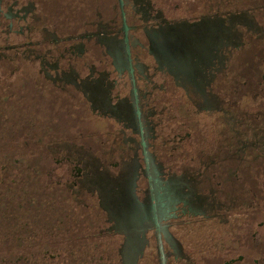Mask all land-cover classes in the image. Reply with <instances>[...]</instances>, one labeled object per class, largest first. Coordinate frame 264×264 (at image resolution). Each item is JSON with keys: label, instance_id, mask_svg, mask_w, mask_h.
Returning a JSON list of instances; mask_svg holds the SVG:
<instances>
[{"label": "flooded vegetation", "instance_id": "flooded-vegetation-1", "mask_svg": "<svg viewBox=\"0 0 264 264\" xmlns=\"http://www.w3.org/2000/svg\"><path fill=\"white\" fill-rule=\"evenodd\" d=\"M100 1L97 6H86L85 16L94 21H85L83 34L74 36L81 23L76 19V13H81L78 7H73L70 20L48 21L43 12L46 0H0V55L42 67L54 61L56 75L66 77L65 90L81 85L103 106L109 123L118 119L123 131L130 133L128 149L122 154L124 171L102 180L103 193L98 195L106 214L104 236L116 244L122 264H264V220L257 222L249 210H235L232 218L218 219L215 211L223 209L224 198L209 192L211 179L204 178V172L198 178L193 172L167 169L157 154L152 103L154 94L164 90H155L151 76L143 72L164 65L168 73L193 82L199 90L206 80L212 81L213 75L205 68L213 59L210 47L216 27L202 17V0ZM61 23L66 30H61ZM32 35L60 37L49 41L53 50L41 55L47 39L35 43L30 41ZM78 41L83 54L96 56L92 59L98 69L94 81H73L79 62L85 71L96 65L80 59L72 45ZM110 134L120 146L123 134ZM76 169L81 176L82 169ZM212 221L233 230L227 237L202 235L197 256L180 234Z\"/></svg>", "mask_w": 264, "mask_h": 264}, {"label": "rangeland", "instance_id": "rangeland-1", "mask_svg": "<svg viewBox=\"0 0 264 264\" xmlns=\"http://www.w3.org/2000/svg\"><path fill=\"white\" fill-rule=\"evenodd\" d=\"M77 1L46 0L47 8L44 7L43 12L48 21L59 17L57 19L64 22L70 20L69 14L72 13L73 7H78L81 13L78 15L76 13V19L81 23L74 36H80L84 32L85 21H94L85 16L86 6L91 7L92 4L97 6L101 1L90 0L88 3ZM260 7L264 8V0H202V17L208 18L212 27H216L215 38L211 43H214V46L210 47L213 49V59L205 68L213 78L211 84L208 80L202 84V95L201 90L194 86L193 82L181 79L176 73H168L164 65L159 69L154 66L143 72L151 76L150 81H153L155 90H164V93L154 94L155 104L152 103L156 124L154 135L158 136L157 154L160 155L161 164L177 172H193L198 178H201L204 172L203 177L211 179L209 192L224 198L223 209L219 210V213L215 211L217 218L223 221L232 218L231 214L235 210L252 211L254 220L257 222L264 220V163L258 160L256 166L249 162L250 158H245L244 162L238 163L239 168L234 170L235 159H232L233 163H226L223 161V155L219 153L202 156V125L211 122L210 119H218L217 112L220 106H225L228 112L232 107H238L251 80H256V85L259 86L264 80V64L259 66L256 75H253L255 77L248 74V78L243 82L235 76L239 68L243 69L241 64L246 63L253 67L252 54L248 50L254 37L257 34H264V11H260ZM230 15L235 17L227 18ZM221 18L227 19L225 21ZM61 24V30H66L65 24ZM58 37L60 35L44 37L32 35L30 41L36 43L42 38L47 39L48 44L40 52L44 55L50 48L52 50L54 48L49 41ZM80 44V41L72 44L74 50H79L80 59L86 60L88 65L96 64L97 62L92 61L96 56L92 57L90 54L88 57L87 54H83ZM148 46L149 42L146 41V47ZM87 49L88 45L85 46L86 53ZM6 56L0 55V115L6 116L2 118L8 131H2L8 133L5 139L14 146L19 142L39 144L32 149L38 152L36 154L31 155L30 150L19 151L26 161L32 156H40L39 151H47L45 154L52 162L55 189L58 192L69 189L73 202L77 204L75 210L86 217L84 219L74 212L70 219L72 222L70 224L74 226L73 233L66 224L65 213L59 216L58 224L67 229L66 239L88 236L89 241L83 245L88 251L96 257L105 258L107 264H122L115 251L116 244L109 243L104 236L106 214L99 204L98 195L103 193L102 180L124 171L125 156L122 154H126L128 149L127 138L130 133L123 131L124 124L118 119L109 123L103 106L81 85L73 90H65L66 77L56 75L54 61H49V66L42 67L37 64L31 65L23 58L11 59ZM78 64L76 68L79 72L73 78L74 82L82 83L86 79L94 81L97 78V64L86 71L81 70V62ZM205 66H202V73ZM241 72L244 73V70ZM49 79L54 81L47 82ZM207 83L211 87L214 85L213 90L217 92L215 93L217 96L209 93ZM123 84L122 81L120 86ZM261 88H264V85ZM215 97L218 98L217 102ZM110 133L123 134L119 139L120 146H116V137ZM206 143L205 146H212L209 141ZM207 162L214 165L211 173L204 168ZM116 164L118 165L114 166ZM77 166L82 169L81 176H77ZM233 218L237 219L235 216ZM195 221L194 219L191 223L194 224ZM200 224L180 234L181 240L190 246L197 256L202 250L199 247L202 235L227 237L233 230V227L219 225L216 221L207 222L202 226ZM238 235H243V232H239ZM63 252H67L66 249H52L51 254L59 255L62 259L47 261L45 264H72Z\"/></svg>", "mask_w": 264, "mask_h": 264}, {"label": "trees", "instance_id": "trees-1", "mask_svg": "<svg viewBox=\"0 0 264 264\" xmlns=\"http://www.w3.org/2000/svg\"><path fill=\"white\" fill-rule=\"evenodd\" d=\"M260 11H264V8L260 7ZM252 45L248 52L252 54L253 67L243 63L241 64L243 69H237L238 75H235L242 82L248 78V74L256 75L259 66L264 64V34H257L252 40ZM262 85L264 80L260 86L256 85V80H251L238 107H232L228 112L225 106H220L217 112L218 119H210L211 122L202 125V156L219 153L223 155V161L226 163H233L232 159H235L234 170L239 168L238 163L244 162L245 158H250L249 162L256 166L258 160L264 163ZM208 86L209 93L217 96L215 95L217 92L213 90L214 85ZM217 99L215 97L216 102ZM2 118H6L5 114L0 115V126H3L0 127V264L54 262L61 257L51 254V251L61 248L66 249L67 252L63 253L72 264H107L105 258L96 257L83 246L90 237L77 236L73 240L66 239L67 229L58 224L59 216L65 213L66 224L75 233L70 219L74 212L79 214L75 210L77 204L73 202L71 191L63 189L58 192L55 189L52 162L46 155L47 151H39L40 156H32L28 161L19 153L20 150H30L31 155L38 153L32 151L34 147H38V143L19 142L14 146L5 139L8 131ZM208 141L212 146H205ZM245 155L247 156L244 157ZM213 166L209 162L204 164L208 173H211ZM79 216L84 217L80 214Z\"/></svg>", "mask_w": 264, "mask_h": 264}, {"label": "water", "instance_id": "water-1", "mask_svg": "<svg viewBox=\"0 0 264 264\" xmlns=\"http://www.w3.org/2000/svg\"><path fill=\"white\" fill-rule=\"evenodd\" d=\"M125 27H126V23H125Z\"/></svg>", "mask_w": 264, "mask_h": 264}]
</instances>
